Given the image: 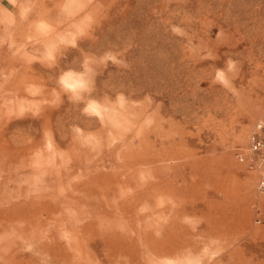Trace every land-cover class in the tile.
Wrapping results in <instances>:
<instances>
[{
    "label": "rangeland",
    "instance_id": "1",
    "mask_svg": "<svg viewBox=\"0 0 264 264\" xmlns=\"http://www.w3.org/2000/svg\"><path fill=\"white\" fill-rule=\"evenodd\" d=\"M258 120L264 0H0V150L27 148L21 162L0 166L5 200L42 192L52 203L58 184V200L69 205L41 213L36 251L24 247L22 264H55L37 247L51 237L76 243L69 264H116L120 258L97 245L101 224L63 239L50 218L71 229L74 188L92 169L146 168L149 157H158L164 184L183 189L152 203L186 211L187 225L201 233L187 247L199 264H228V246L264 264V188L236 157Z\"/></svg>",
    "mask_w": 264,
    "mask_h": 264
},
{
    "label": "bare ground",
    "instance_id": "2",
    "mask_svg": "<svg viewBox=\"0 0 264 264\" xmlns=\"http://www.w3.org/2000/svg\"><path fill=\"white\" fill-rule=\"evenodd\" d=\"M64 81L70 86L73 84L68 78H65ZM48 119L49 116L44 114L43 120L46 122ZM19 143L21 145V142L10 141L11 146L14 147L19 146ZM51 143V145L57 146L53 141ZM32 147H35L33 142L28 146V150ZM26 150L27 148L21 149L19 147L8 150L1 149L0 166L13 165L16 161L21 162V157L26 154ZM139 158L136 156L133 159ZM157 158H147L145 164L148 167L146 168L138 167L139 165L133 163H126L109 165L104 170L92 169L85 180L74 188L73 203L78 208L75 216L71 219L68 218L71 227L69 230L72 231L64 230L65 224L56 218H50L51 221L53 220L52 227L60 231L63 239L73 233L81 234V237L84 238L83 235L87 231L91 232L97 225L101 224L102 227L97 232L99 236L97 245L100 246L101 250H106L115 255L116 258H120L119 261L116 260V264H140L141 262L145 264H199L198 255L188 251V248L201 233L191 230V228L195 229L196 227L190 228L187 225L186 211H172L171 207L167 205L159 208V206L164 205L161 202L163 200H158L161 203V205L158 203V207L157 204L152 203V199L153 201L155 197L158 199V196L163 195L165 191L167 195L173 190L183 194L181 187H169L168 184H164L161 176L158 177L157 173H162L153 165ZM164 169L167 172L170 171L168 166ZM169 176L167 175V177ZM57 185L55 184L56 195L52 203L49 199H45L47 194L44 195L42 192H39L34 200L25 199L22 203H15L11 200L10 202L5 200L6 196L10 194L8 183L0 184L3 194L0 204V251L8 252L6 255L0 254V262L7 260V264H22L25 256L21 254V250L24 247H30L31 250L32 240L43 231L41 226L45 219L41 213L44 211L50 216L51 213L55 215L64 208H68V201L65 199L63 201L58 200L60 198L57 194L58 191L60 192V188ZM8 197L11 196L8 195ZM143 203L147 204V209L141 214L137 210ZM30 205L34 208H29ZM48 216L46 218L49 220ZM34 221L36 222L35 225L33 224ZM209 224L208 221L205 224L207 229H211L208 227ZM18 236L20 239L22 238L19 241L16 240ZM64 240L65 245H61L60 241L51 237L50 244L42 243L37 247L46 255H50L52 263L69 264L70 253L72 254L74 251L76 253L78 248L74 241L71 243L66 238ZM91 243L85 238L82 248L88 250ZM225 248L226 255L223 260H227L228 264H262L253 262L251 258H246V255L240 252L239 249L241 248L236 246ZM34 250L32 248L31 252ZM17 256H20L21 259L15 262ZM28 256L30 257V253ZM217 263L222 264V259L218 260Z\"/></svg>",
    "mask_w": 264,
    "mask_h": 264
},
{
    "label": "built area",
    "instance_id": "3",
    "mask_svg": "<svg viewBox=\"0 0 264 264\" xmlns=\"http://www.w3.org/2000/svg\"><path fill=\"white\" fill-rule=\"evenodd\" d=\"M236 157L248 170L258 175L257 188H264V121H256L249 130L246 145Z\"/></svg>",
    "mask_w": 264,
    "mask_h": 264
}]
</instances>
